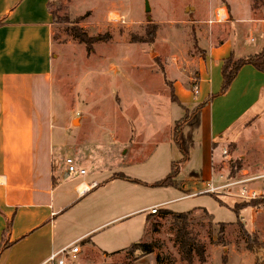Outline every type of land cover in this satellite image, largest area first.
Returning a JSON list of instances; mask_svg holds the SVG:
<instances>
[{
  "label": "rangeland",
  "instance_id": "obj_1",
  "mask_svg": "<svg viewBox=\"0 0 264 264\" xmlns=\"http://www.w3.org/2000/svg\"><path fill=\"white\" fill-rule=\"evenodd\" d=\"M8 1L16 2L0 0V13ZM220 7L229 10L228 20L207 23ZM52 9L59 18L50 74L58 174H67L66 158L74 157L78 164L96 165L94 176L99 180L118 172L115 187L101 186L98 191L126 187L138 207L168 200L157 205L149 221L148 212H137L97 234L113 236L111 241L122 244L116 251L87 246L65 264H159L158 254L161 264H253L256 255L258 264H264V194L258 193L264 188V102L230 138L216 139L211 184H158L171 170L176 123L196 109L202 96L195 92L198 63L212 46L228 39L262 36L264 0H55ZM121 15L126 23L113 21ZM74 25L92 38L90 48L73 35ZM153 25L154 40L146 41V30ZM131 35L145 40L132 41ZM259 53L264 59V44L248 56ZM233 56L234 61L245 57ZM130 158L133 165L124 166ZM124 174L134 179L122 182ZM254 176L258 178L251 180ZM229 183L233 184L225 186ZM242 185L258 194L241 195ZM121 203L124 207L125 197ZM161 209L188 215V229L205 245L207 262L198 261L195 253L190 263L181 257L177 221ZM241 225L260 241L258 254L247 249ZM140 241L150 243L151 252L129 246Z\"/></svg>",
  "mask_w": 264,
  "mask_h": 264
},
{
  "label": "crops",
  "instance_id": "obj_2",
  "mask_svg": "<svg viewBox=\"0 0 264 264\" xmlns=\"http://www.w3.org/2000/svg\"><path fill=\"white\" fill-rule=\"evenodd\" d=\"M15 1L5 2L0 13V239L6 220L11 219L9 245L0 253V264H40L75 242L80 249L90 246L114 252L122 244L111 241L113 236L97 235L100 231L137 212H148L149 221L155 215L149 208L168 200L138 207L126 187L98 191L101 186L115 187L119 174L115 171L99 180L94 176L96 165H82L91 173L86 177L58 174L50 90L53 33L58 24L50 3L55 0ZM27 15L33 21H26ZM262 36L251 33L245 41L228 39L212 46L198 63L200 106L179 127L169 161V174L172 164L180 163L174 181L209 183L214 178L216 139L230 138L234 128L264 102V72L252 64L241 66L227 91L219 93L223 58L230 52L240 57L255 53L264 44ZM133 162L130 158L123 165L130 167ZM124 175L122 182L134 179ZM79 183L94 186L80 193Z\"/></svg>",
  "mask_w": 264,
  "mask_h": 264
},
{
  "label": "trees",
  "instance_id": "obj_3",
  "mask_svg": "<svg viewBox=\"0 0 264 264\" xmlns=\"http://www.w3.org/2000/svg\"><path fill=\"white\" fill-rule=\"evenodd\" d=\"M256 1V0H255ZM51 4V13L53 15V19L55 22H59L58 15L55 14L54 10L52 9V3ZM49 4V5H50ZM74 22H79L78 19H76ZM71 32L73 35L80 41L86 44L87 48H90V43L92 41V38L88 36V34L82 30L79 27H76L75 25L71 27ZM155 26H149V29L146 30L147 38L146 41H152L155 37ZM131 40H145L144 36H137V35H131ZM234 54L232 52L228 53L223 58V64L221 66V77H222V83L219 90V93H225L227 89L229 88L230 84L232 83L233 79L236 77L239 69L244 64H252L257 70L264 72V59H262L260 56L261 54H254L252 56H247L243 58H236V60H232ZM200 106L197 105L196 108ZM195 110V109H194ZM193 110V111H194ZM191 111L188 115L182 116L176 123V128L174 129V141L177 143V135L178 130L181 124L187 120V118L192 114ZM179 162L172 164V171L171 173L165 177L162 181H160L158 184L160 186H168V185H174L176 186V183L173 181V177L178 173L179 171ZM233 211L236 213V217H238L239 213L236 209L233 208ZM167 213H170L172 218L177 221V226L175 229V239L178 244V249L180 251L181 257L188 261L189 263L192 262V259L194 258V253L197 255L198 261L201 263L207 262V254L205 245L202 243V241L193 234L189 229L188 225L186 224V219L188 217L185 213H176L168 209H161V214L166 215ZM239 222V220L237 221ZM224 224L221 223L220 226V232L223 230ZM151 227L154 228V224L151 225ZM240 227V234L242 238H244V241L246 243V247L250 251H254V253L258 254L260 250H262V246L260 241H258L256 235H251L248 233V231L241 225ZM11 228V219L6 220L5 227L2 232L1 236V242H0V253L4 248H6L9 245V241L7 239V235L9 233V230ZM220 242L225 243L221 238L219 239ZM224 245V244H223ZM129 246L134 247V251L138 250L143 254H148L151 252V244L146 242H136ZM128 246V247H129ZM127 248V247H126ZM256 260L253 264H258L259 262V256L256 255ZM156 261L161 264L162 263V255L158 254L156 255ZM262 260V259H261Z\"/></svg>",
  "mask_w": 264,
  "mask_h": 264
},
{
  "label": "built area",
  "instance_id": "obj_4",
  "mask_svg": "<svg viewBox=\"0 0 264 264\" xmlns=\"http://www.w3.org/2000/svg\"><path fill=\"white\" fill-rule=\"evenodd\" d=\"M25 20L31 22V21H33V18L31 15H27V16H25ZM226 20H228V13H227L226 9L220 7V8L215 9L214 18L208 19L207 23L212 24L215 22H221V21H226ZM113 21H116L119 23H126V19H125L124 15L118 16V18L113 19ZM195 92H198L197 85L195 88ZM222 152H225V150H223ZM66 164H67V173L69 175H81V176H83V175L88 173V169L86 167L82 166L81 164L76 163L72 157L66 158ZM262 176H264V175H262ZM257 178L258 177L254 176V177H251V180L257 179ZM207 184H211V183H207ZM231 184H233V183H229L225 186H229ZM93 186H94V184H92L91 186H88V185H84L83 183H79L78 191L80 193H85L86 191H88ZM217 188H219V187H215V189H217ZM240 191H241V195L246 196V197H254L258 193L264 194V188L257 193L254 190L247 189V187L245 185H242L240 187ZM149 211L151 214L157 213L158 206L154 205V206L150 207ZM80 250H81L80 246L78 244H76V242H75L72 245H69L67 247H63L62 249L52 253L46 260H44L40 264H65L67 262V259L69 256H74V255L78 254L80 252Z\"/></svg>",
  "mask_w": 264,
  "mask_h": 264
},
{
  "label": "water",
  "instance_id": "obj_5",
  "mask_svg": "<svg viewBox=\"0 0 264 264\" xmlns=\"http://www.w3.org/2000/svg\"><path fill=\"white\" fill-rule=\"evenodd\" d=\"M187 9V8H186Z\"/></svg>",
  "mask_w": 264,
  "mask_h": 264
}]
</instances>
